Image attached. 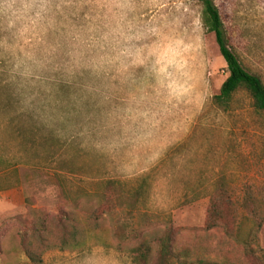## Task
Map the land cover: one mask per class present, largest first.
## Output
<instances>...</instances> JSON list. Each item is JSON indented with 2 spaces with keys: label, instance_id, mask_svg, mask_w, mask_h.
Here are the masks:
<instances>
[{
  "label": "rangeland",
  "instance_id": "374dc122",
  "mask_svg": "<svg viewBox=\"0 0 264 264\" xmlns=\"http://www.w3.org/2000/svg\"><path fill=\"white\" fill-rule=\"evenodd\" d=\"M213 1L264 84V0ZM227 77L196 0H0V264H32L23 242L35 264H135L167 232V264H264V224L240 205L264 201V113L244 91L216 106ZM219 179L239 206L233 238L205 227ZM71 219L77 242L60 250Z\"/></svg>",
  "mask_w": 264,
  "mask_h": 264
},
{
  "label": "trees",
  "instance_id": "16d2710c",
  "mask_svg": "<svg viewBox=\"0 0 264 264\" xmlns=\"http://www.w3.org/2000/svg\"><path fill=\"white\" fill-rule=\"evenodd\" d=\"M196 1L202 8V23L208 32L214 34L220 55L225 61L228 70V77L223 82L219 94L213 97V103L218 107L227 109L234 95L239 91H244L251 99L254 110L264 113V84L257 75L250 73L243 67L237 56L229 48L224 25L214 1ZM116 183L117 182L109 181L105 184L109 191L107 193L110 194V191L111 193L115 191L117 195H122L121 198H123L126 192L119 186H116ZM141 190L142 188L133 193L128 192L130 193V199L127 201L129 206L131 203H134L137 196L141 194ZM107 193L102 195V197L106 198V208L100 207L99 209H95L90 215L92 220L97 221L104 214H108L110 208H112V199L108 197ZM240 205L248 218L253 221L256 228L258 230L261 229L264 224V201H261L247 192ZM239 216V206L230 193L229 185L224 182L223 179H219L214 185V191L207 204L206 229L211 230L218 228L222 230L226 237L233 238L238 227ZM87 221L89 222V220ZM62 227L64 232L58 244L60 250H64L71 244L76 243L79 236V230L75 220H67L65 226L62 225ZM126 231L125 227L121 226L117 230V235L120 236L121 239H124V237L128 239L130 234L127 235ZM158 241L160 247L156 255L152 254V249L146 242L134 248L132 252L135 254V264H167V261L174 257L173 251L175 250L170 232L165 233L164 237ZM23 244L24 255L27 261L29 260L30 263L35 264V252L30 250L31 246H29V244L26 242H23ZM247 253V256L251 257V259H255L254 257L256 256L253 251L248 250ZM198 264L221 263L200 261Z\"/></svg>",
  "mask_w": 264,
  "mask_h": 264
}]
</instances>
